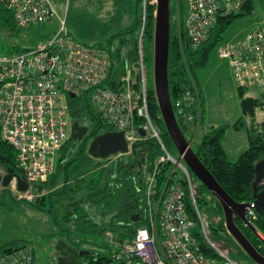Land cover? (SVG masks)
Wrapping results in <instances>:
<instances>
[{
    "label": "built area",
    "instance_id": "1",
    "mask_svg": "<svg viewBox=\"0 0 264 264\" xmlns=\"http://www.w3.org/2000/svg\"><path fill=\"white\" fill-rule=\"evenodd\" d=\"M3 1L21 29L58 22L54 34L38 47L0 54L1 138L16 152L23 178L30 184L28 192L32 194L55 173L59 151L70 139L71 110L67 96L84 98L101 123L112 128L109 131L125 133L129 146L127 153L105 158L104 167L132 155L137 143L148 138L156 139L161 149L146 174V222L137 228L134 238L114 243L119 250L116 258L123 264H238L208 237L195 202L192 173L183 157L177 160L169 151L160 129L152 121L143 45L148 0H143V22L137 40L140 74L137 94L130 62L125 66L106 46L75 39L67 27L66 17L60 16L56 0ZM61 1L67 6L70 3V0ZM249 1L184 0L185 29L192 46L197 48L208 40L220 17L239 14ZM149 2L157 5V0ZM218 50L221 58L229 60L239 88L264 90V27H254L237 41L222 42ZM172 104L179 124H193L195 104L199 109L196 117L200 119L202 107L197 90L187 91ZM76 121L90 128L83 114L79 113ZM141 129L145 136L141 135ZM166 163L171 164L170 179L164 182L159 180V174ZM184 180L201 220L205 243L214 250L213 255L203 249L195 233L197 222L186 202ZM14 188L17 198L21 199L22 192ZM246 216L255 225L258 212L254 201L250 202ZM34 261L35 248L30 243L0 255V264H34Z\"/></svg>",
    "mask_w": 264,
    "mask_h": 264
},
{
    "label": "trees",
    "instance_id": "2",
    "mask_svg": "<svg viewBox=\"0 0 264 264\" xmlns=\"http://www.w3.org/2000/svg\"><path fill=\"white\" fill-rule=\"evenodd\" d=\"M171 0V38L169 50V64L168 76L171 99L174 102L176 98L184 95L187 91L197 90L201 101L200 119L196 117L198 113V104L192 107V112L195 115L193 124L182 125L181 129L187 139L192 138L195 127L204 125L205 121V106L201 96V91L198 85L197 72L204 68L209 60L210 53L224 39V34L228 28L233 24L237 16L251 15L254 10V3L252 0L247 2L239 14L228 17H220L214 27L207 41L199 47L194 48L187 35L185 29V13L186 6L184 0ZM131 2V1H130ZM119 3V2H118ZM176 8L179 11V19L177 29L174 28L176 18ZM136 24L133 29L122 30V32L114 34L110 37L109 42L99 43L106 46L113 53V57L119 61L124 62L129 60L133 67V80L135 86V94L140 91V74L138 73V49L137 40L142 28L143 22V0H136ZM156 5L151 4L148 0L146 7V24L143 36L144 45V59L150 60L152 58L153 32L155 20ZM30 28V27H29ZM17 26L14 13L7 8L6 3L0 0V37L8 40V44L1 47L0 53H17L28 51L45 43L53 34H42L32 41L28 46H24L25 42L19 43L22 30ZM55 32V31H54ZM132 32L134 37L132 41L125 42V39L119 40L118 47L113 45L116 37H122L125 33ZM16 42H14V41ZM6 49L5 52L2 49ZM146 64V63H144ZM146 68V65H145ZM146 71L148 72L147 68ZM147 91L149 96V110L153 123L160 129L161 136L172 153L175 149L174 143L166 129L164 120L161 115V110L158 105L155 92L151 87ZM245 88H239V95L241 98V107L244 114L255 116L256 109L263 104V98H255L246 96ZM69 106L71 112L78 116L81 114H90L91 124L90 133L87 135L86 143L77 144L71 138L63 145L59 151L58 161L63 162L67 156L73 153L72 146L79 145V154L77 157H70L66 160V164L75 161L82 153H85V148L88 147L89 141L96 135L112 130L111 127L102 124L97 115L91 110L90 104L84 98L69 97ZM76 121V119H75ZM260 124V125H259ZM244 124L238 121L233 125V128L238 129ZM229 125L211 126L202 136L201 140L192 146L201 162L213 174L218 183L225 189V191L239 203L254 201L255 188L259 192L264 190V184L260 183L257 186L255 182V167L258 162L264 159V122L256 123L254 127L249 129V146L242 152L237 160H232L224 147L223 141ZM257 129V131H256ZM195 141V140H194ZM161 154L159 143L156 139L148 138L140 141L134 147L132 155L125 157L117 164L106 167V175L108 180L104 181L106 175L100 178L79 180L75 185H57V179L54 173L49 180L42 184L43 190L40 192L36 187V192L41 194L37 197L34 204L45 205L46 200L50 201L51 213L54 215L57 225H61L60 219L65 222H70L77 225L80 221L90 223L94 229L105 235L106 240L112 243L111 246L105 248L109 252L105 253L97 249V244L91 245L89 241L76 242L70 238V228L61 229L60 235L64 236V231L67 233V241L80 249L89 251L84 259L87 264H114L122 261L116 258L119 250H116L114 243L116 241H125L134 238L137 228L146 222L145 213V197H146V174L153 166L155 160ZM58 165V163H57ZM0 167L7 173H18L23 177V173L19 168L17 162V154L13 147L1 138L0 132ZM171 164L166 163L161 173L159 180L166 182L170 179ZM193 181L195 182L192 174ZM198 184L195 182V202L203 222L206 225L208 237L219 248L227 253L233 260L236 259L235 253L240 256V259L248 258V255L240 250L239 244L227 231L224 220V213L220 202L214 197L211 192L199 180ZM184 188L187 193V204L192 213V216L197 222L195 233L199 236L201 246L210 255L214 254V250L209 247L204 240L201 229V220L198 217L196 207L191 198L190 189L186 180L183 181ZM46 186L49 187L46 191ZM56 196V201L52 199ZM11 198L17 204L23 199H18L9 188H1L0 190V204H7L6 200ZM41 204V205H40ZM205 215L211 219L207 221ZM94 217H99L100 221L96 222ZM206 219V220H205ZM241 229L253 243V245L264 254V246L256 235L243 223L237 221ZM255 226L264 235V207L258 212V219ZM53 236V235H52ZM69 238V239H68ZM28 242L21 243L16 241L12 246H5L0 248V255L10 250L16 249ZM236 261V260H234ZM237 262V261H236ZM238 263V262H237ZM240 264V263H238ZM250 264H256L251 262Z\"/></svg>",
    "mask_w": 264,
    "mask_h": 264
},
{
    "label": "rangeland",
    "instance_id": "3",
    "mask_svg": "<svg viewBox=\"0 0 264 264\" xmlns=\"http://www.w3.org/2000/svg\"><path fill=\"white\" fill-rule=\"evenodd\" d=\"M177 2V0H174V4ZM56 3H58L60 16L63 18L66 17L67 27L72 36L83 43L106 44L114 34L120 33L122 30L127 32L133 29L136 24V0H132L131 2L126 0H70L68 6L61 0H56ZM178 19L179 11L176 8V18L174 22L175 30L177 29ZM255 22L258 23L256 26L264 27V0H258L256 2L254 14L252 16H237L233 24L225 32L222 42H232L243 38L256 27L252 26ZM57 27V20L33 25L29 30H22L19 43L21 44L27 41L24 46H28L34 39L41 37L42 34H54ZM133 37L134 33H125L122 37H116L113 45L118 47L120 46L119 40L121 38L125 39V42H130ZM0 44L2 45L1 47H4L5 44H8V40L0 37ZM151 48L152 58L146 60L145 65L148 70V87L154 90L153 44ZM218 49L219 45L211 51L207 65L197 72L198 85L206 105V116L204 125L199 130L197 138L192 143V146H195L196 143L201 140L203 134L210 129L212 125H229L230 127L226 131L223 142L231 159L235 161L238 158V150L235 149V145L238 143H241L242 146L244 145L239 153L244 152L248 147H246L245 142L243 143L242 141L245 139L247 131L251 128L250 125L252 123L256 125V123L264 122V98L263 104L256 109L255 116L243 113L239 87L234 79L233 69L228 59L220 57ZM2 50L4 51L1 52H5L6 49L3 48ZM127 62H129V60L124 61L123 65L126 66L128 64ZM263 91L262 88L253 87L246 89L245 94L246 96L262 98V96H264L262 93ZM66 100L69 104L70 98L68 96ZM83 115L86 116L90 122L89 126L92 127L90 114L87 113ZM68 117L72 127L77 116L69 111ZM238 121H242L244 125L236 132L233 125ZM79 149V145L72 146V155L67 156L61 163L57 162L58 165L56 164L55 177L58 186L65 184L75 185L82 179H98L103 174L106 175L105 171L107 168L104 167L106 164L105 159L93 157L88 151L82 153L72 163L66 164V160L70 157L78 156ZM172 154L177 160L180 158V154L176 147ZM58 157L59 154L57 160ZM0 171H3L1 167ZM194 179H196L195 176ZM106 180H108L107 175L104 181ZM197 180L198 179L195 180L196 185L198 184ZM48 189L49 187L46 186L45 190L47 191ZM9 190L14 194L16 192L13 186L9 187ZM22 196L21 199L23 200L17 204H13L14 202L11 198L6 200L7 204H0V248L12 246L16 241H20L21 243L28 242L35 247L36 259H38L39 264H57V243L63 238L67 240L66 238L68 236L65 231L63 233L64 236L60 235L62 234L61 229L63 227L70 228V238L74 241H89L91 245L97 244L98 250L105 253L109 252L108 248L106 249L105 247L111 246L112 243L107 241L105 235L98 232L96 228L94 229L89 222L85 223L84 221H80L77 225H73V222H65L60 219L61 225H57L55 217L51 213L49 207L51 206L49 200H46L45 205L40 204V207L38 204L34 203L41 194L34 191L32 194H30V192H27V194L22 193ZM52 199L54 201L57 200L56 196H53ZM205 218L207 219H205L207 223L208 218L206 215ZM99 219V217H94L96 222H99ZM209 221H211L210 218ZM213 244L219 248V244H216L215 241H213ZM261 245L264 246V243ZM240 250L245 252L241 246ZM234 258H236L234 260L240 264H250L254 262L251 258L242 257L240 259L237 252ZM114 264L119 263L115 262Z\"/></svg>",
    "mask_w": 264,
    "mask_h": 264
},
{
    "label": "water",
    "instance_id": "4",
    "mask_svg": "<svg viewBox=\"0 0 264 264\" xmlns=\"http://www.w3.org/2000/svg\"><path fill=\"white\" fill-rule=\"evenodd\" d=\"M171 38V0H157L154 32H153V76L154 92L161 110L166 129L183 161L195 176L211 194L220 202L227 231L241 246L245 253L256 264H264V256L253 245L237 221L250 229L256 237L264 243V235L259 229L250 223L246 216L250 202H236L218 183L213 174L201 162L192 147L193 139H187L176 118L169 86L168 64ZM90 128L80 125L75 121L72 124L70 138L74 142H81L88 135ZM142 136L145 131L140 130ZM129 146L123 131H106L93 137L88 146V153L96 158H108L118 153H127ZM264 181V159L255 167V182L258 185ZM0 184L3 188L16 186L17 190L26 193L30 190V184L18 173L0 171ZM38 190L41 192L43 186ZM254 202L257 212L264 207V190L261 192L255 188ZM90 252L71 245L65 239H60L56 246L57 264H79L80 258Z\"/></svg>",
    "mask_w": 264,
    "mask_h": 264
},
{
    "label": "crops",
    "instance_id": "5",
    "mask_svg": "<svg viewBox=\"0 0 264 264\" xmlns=\"http://www.w3.org/2000/svg\"><path fill=\"white\" fill-rule=\"evenodd\" d=\"M126 1H132V0H126ZM253 1V3H254V8H255V6H256V2L258 1V0H252ZM70 4V3H69ZM254 14V10H253V13L250 15V16H252ZM186 17V16H185ZM256 25H258V23L257 22H255V23H253L252 24V26L254 27V26H256ZM235 79V78H234ZM236 81V80H235ZM201 96H202V94H201ZM262 97H264V96H262ZM202 99H203V101H204V98L202 97ZM204 106H205V116H206V105H205V102H204ZM260 125V124H259ZM213 126V125H212ZM251 127H254V123H252L251 125H250ZM202 128V126H199V127H195L194 128V132H193V136H192V139H193V142H194V140L197 138V134L199 133V130ZM234 130L236 131V132H238V129H235L234 128ZM190 140V139H189ZM243 143L245 142V146L246 147H248L249 146V131H247V134H246V137H245V139H243V141H242ZM223 144H224V142H223ZM236 147H235V149H237L238 150V156L241 154V152L239 153V151H240V149L242 148V147H244V145L242 146V144L241 143H238V144H236L235 145ZM224 147H225V145H224ZM226 149V148H225ZM227 150V149H226ZM227 153H228V155H229V152H228V150H227ZM236 155V154H235ZM230 156V155H229ZM237 156V157H238ZM234 157H236V156H234ZM231 158V157H230ZM235 159V158H234ZM262 184H264V181L263 182H261ZM49 192V191H48ZM63 239H65V238H63ZM67 239V238H66ZM67 241V240H66ZM35 248V247H34ZM39 264V261H38V259H36V249H35V261H34V264Z\"/></svg>",
    "mask_w": 264,
    "mask_h": 264
},
{
    "label": "flooded vegetation",
    "instance_id": "6",
    "mask_svg": "<svg viewBox=\"0 0 264 264\" xmlns=\"http://www.w3.org/2000/svg\"><path fill=\"white\" fill-rule=\"evenodd\" d=\"M90 133V132H89ZM89 133H88V135H89ZM86 138H87V136L84 138V140H82L81 142H76L77 144H80V143H82V142H84V143H86L87 141H86ZM91 141V140H90ZM89 141V142H90ZM89 144V143H88ZM89 146V145H88ZM85 150H86V152L88 151V147H86L85 148ZM1 185V184H0ZM1 188H3L2 186H0ZM79 248V247H78ZM80 249V248H79ZM85 257H81L80 258V263L79 264H87V261L84 259Z\"/></svg>",
    "mask_w": 264,
    "mask_h": 264
}]
</instances>
